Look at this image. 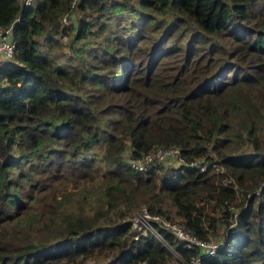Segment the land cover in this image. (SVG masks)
I'll list each match as a JSON object with an SVG mask.
<instances>
[{"label": "trees", "instance_id": "16d2710c", "mask_svg": "<svg viewBox=\"0 0 264 264\" xmlns=\"http://www.w3.org/2000/svg\"><path fill=\"white\" fill-rule=\"evenodd\" d=\"M11 22L0 264H165L121 209L165 198L221 243L199 264H264V0H0ZM158 145L204 168L132 166Z\"/></svg>", "mask_w": 264, "mask_h": 264}, {"label": "built area", "instance_id": "2783aa9c", "mask_svg": "<svg viewBox=\"0 0 264 264\" xmlns=\"http://www.w3.org/2000/svg\"><path fill=\"white\" fill-rule=\"evenodd\" d=\"M31 1L32 0H24V4H28ZM64 20L67 21V17H64ZM13 31V22L4 27H0V63L14 54L16 38L13 35ZM167 157H173V159L177 160L179 163L181 161H184L187 167L196 165L201 169L204 168V165L200 164L197 160L192 159L185 161L180 155L179 148L173 145H158L154 149L146 153L143 157L132 160L131 164L132 166L141 170L146 166L157 164V162H163ZM146 160L152 161V164H147ZM139 208L144 218L136 216L131 219L132 222H141L142 226L146 230L154 233L158 240H160L167 246L173 245L175 247V244L169 242V239L161 232V227L169 230V232L173 234L176 240L182 242V245L184 247L189 249L194 248L199 251L198 254L190 255L189 259H183L184 264H199L201 256L215 254L218 246L221 245L218 240H210L197 236L190 230L186 229L181 223L172 220V218L163 216L161 214V217L158 219L156 216V212L149 211L147 206H139Z\"/></svg>", "mask_w": 264, "mask_h": 264}, {"label": "rangeland", "instance_id": "374dc122", "mask_svg": "<svg viewBox=\"0 0 264 264\" xmlns=\"http://www.w3.org/2000/svg\"><path fill=\"white\" fill-rule=\"evenodd\" d=\"M22 1H24V0H22ZM78 14H79V12H78ZM76 15H77V13H76ZM67 20H68V18H67ZM66 39H67L66 38V35L62 36V40L65 41ZM146 163L147 164H152V161L146 160ZM157 164H158V167H157L158 170L156 171V174L160 176V177L158 176V178L160 179L162 176H165L168 173L166 171L167 168H169L171 166H175V165L179 164V162L177 160L173 159V157H167L163 162H160V163L157 162ZM39 194H41V193H39ZM160 204H161L162 209H165L166 211L167 210H170V212L172 214V216L170 215V218H172V220H174V221H176V222L179 223V220L180 219H179L178 216H176V215L173 214L174 206L170 202V200L168 198H165L163 201H161ZM142 206H147V203H143L141 205V207ZM135 208H133V210L130 211V208H126V207H122L121 206L122 212H125L126 216L129 217L130 219H132V218H134L136 216H139V217L144 218V216H143L140 208L139 207L136 208V209ZM110 212H111V210H109V213ZM210 212L212 214H214V215H218L219 214V210H211ZM156 216L159 219L161 217V214L160 213H156ZM131 224H132L131 229L139 230L140 232H147V230L142 226V223L141 222H132L131 221ZM219 230H222L223 231L224 229H223V227H221ZM168 248L171 251V257L167 261V263H165V264H176L177 260L183 262L184 257L177 251V249L173 245L172 246H168ZM138 264H144V263L143 262H140Z\"/></svg>", "mask_w": 264, "mask_h": 264}, {"label": "clouds", "instance_id": "9594fccd", "mask_svg": "<svg viewBox=\"0 0 264 264\" xmlns=\"http://www.w3.org/2000/svg\"><path fill=\"white\" fill-rule=\"evenodd\" d=\"M9 58H10V57H9ZM5 60H6V59H5ZM3 61H4V60H3ZM3 61H2V62H3ZM0 64H1V63H0Z\"/></svg>", "mask_w": 264, "mask_h": 264}]
</instances>
